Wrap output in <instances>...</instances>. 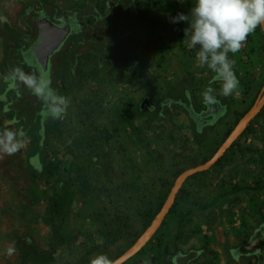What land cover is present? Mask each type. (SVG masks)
<instances>
[{
  "label": "rangeland",
  "instance_id": "obj_1",
  "mask_svg": "<svg viewBox=\"0 0 264 264\" xmlns=\"http://www.w3.org/2000/svg\"><path fill=\"white\" fill-rule=\"evenodd\" d=\"M195 3L0 0V96L16 44L2 21L26 32L30 9L86 24L55 55L54 87L70 98L63 119L44 121L41 104L22 121L0 100V128L15 120L27 136L15 155L0 153V264H22L21 245L43 250L34 264H89L99 253L115 264H165L184 253L194 259L187 264H258V252L242 249L264 226V29L230 54L240 95L223 97L212 83L218 103H205L213 73L187 48L188 24L170 22ZM95 40L105 59L86 51ZM77 46L86 52L69 58ZM253 107L247 131L223 146ZM231 144L220 163L195 171Z\"/></svg>",
  "mask_w": 264,
  "mask_h": 264
},
{
  "label": "clouds",
  "instance_id": "obj_2",
  "mask_svg": "<svg viewBox=\"0 0 264 264\" xmlns=\"http://www.w3.org/2000/svg\"><path fill=\"white\" fill-rule=\"evenodd\" d=\"M43 14V13H42ZM186 22L184 29L188 49H197L196 63L213 73L210 86L202 92L205 103L217 104L216 88L223 97L239 96L240 83L234 71L235 56L245 45L248 37L264 25V0H196L190 14L178 13L171 23ZM29 63L32 61L29 60ZM8 90L20 94L23 86L42 103L40 112L44 121L63 119L70 105V98L61 95L52 87V75L49 70L39 68L25 72L21 67H13L2 77ZM16 121H5L0 128V153L12 156L21 151L27 143L22 128H13ZM35 154L33 159H37ZM11 251V249L9 250ZM89 264H115L107 254L99 253L90 258Z\"/></svg>",
  "mask_w": 264,
  "mask_h": 264
},
{
  "label": "trees",
  "instance_id": "obj_3",
  "mask_svg": "<svg viewBox=\"0 0 264 264\" xmlns=\"http://www.w3.org/2000/svg\"><path fill=\"white\" fill-rule=\"evenodd\" d=\"M38 13L48 14L47 12H44V11L43 12L38 11L37 14ZM29 16H30V9H27L23 13V20L28 27V30L26 32L19 30L17 27L13 26L8 21H2V28H3V32L5 33L6 37L9 40H11L13 43H16L14 48H12L10 53H8L6 56L5 64L7 65L9 69L18 66V67H21L25 72H32L36 70L37 66L41 68V66L37 63V61L33 62V60H31L32 61L31 63L28 62L30 60L28 58V54L32 53V46L36 44L38 40V30H37L35 21L33 20L34 16H30V17ZM78 35H79V32L73 34L74 37H78ZM71 36L69 35L65 39V41L58 47V49L49 57L48 70L51 72V75H52V82H53L52 87L53 88H55L54 83H55V77H56V68H57L56 65L58 64V62L55 61V57H56L55 55L59 52V50H61L62 47L65 46L64 44L67 43V41L70 39ZM88 45L92 47V49H86V51L91 52L94 55L98 54V56L101 59L106 58V51H103L99 47L100 46L99 42L95 40L92 42H88ZM78 51H79V47L77 49H73L69 55V58H74V56L78 54L83 55L86 52V51H80V52ZM4 91L5 92L1 94L0 96V100L4 102L2 106L3 111L6 113H12L13 116H18L22 121H24L25 119L30 120L33 116L37 114L38 110L41 108L40 106L42 103L38 101L31 94V92L28 89L24 88L23 86H21L20 88L19 95H17L16 91L14 90H8L7 85L5 86ZM6 92H8V94H5ZM244 116L245 114H243L242 118ZM249 125H250V122L246 125V127L240 133V135L244 134L247 131ZM233 130L234 129L230 130L226 134L222 143H224L228 139V137L231 135ZM231 146L232 144L227 148L226 152L222 156L217 158L214 164H218L223 160L224 155H226L227 151H229ZM160 208L153 211V213L150 212L148 214L152 218H154L157 215ZM262 229L263 230L260 231L262 238L258 246V256H257L258 264H264V226ZM144 250H145V246H142L139 249V251L136 252V254L138 255ZM20 251L22 254V260H21L22 264H34L36 262L37 256L43 253L42 249H38L37 247L27 246V245H21ZM242 252H244L245 254L251 253V251H247L244 248L242 249ZM193 254L194 256L196 255V253H193ZM192 260L194 259L189 253H184V254L177 256L176 258L167 259L165 264H187L188 262ZM125 263L126 261L122 262V264H125ZM77 264H88V261L85 259H81L79 260ZM134 264H138V263H134ZM151 264H157V263H151Z\"/></svg>",
  "mask_w": 264,
  "mask_h": 264
},
{
  "label": "water",
  "instance_id": "obj_4",
  "mask_svg": "<svg viewBox=\"0 0 264 264\" xmlns=\"http://www.w3.org/2000/svg\"><path fill=\"white\" fill-rule=\"evenodd\" d=\"M33 20L38 30V40L36 44L32 46V56L36 59L41 68L48 70L50 55H52L65 41L71 29L53 23L46 16L33 17ZM223 151L224 148H221L209 164L196 168L195 171L206 169L219 158Z\"/></svg>",
  "mask_w": 264,
  "mask_h": 264
},
{
  "label": "flooded vegetation",
  "instance_id": "obj_5",
  "mask_svg": "<svg viewBox=\"0 0 264 264\" xmlns=\"http://www.w3.org/2000/svg\"><path fill=\"white\" fill-rule=\"evenodd\" d=\"M38 16H46L48 18H51L49 17L48 14L46 13H38L37 16L35 17H38ZM53 22V21H52ZM55 24H58V25H63V26H66L67 28L71 29L70 30V33L69 35L71 34H74V33H77V32H80L81 30H83L86 26V24L84 23H81V22H78L75 17L73 16H70L68 17L64 22H60V23H56V22H53ZM68 35V36H69ZM93 36L94 38L97 40V41H100L101 40V37H98L95 35V33H93ZM32 54V53H31ZM33 55V54H32ZM35 59V58H34ZM35 62H36V59H35ZM38 63V62H37ZM39 64V63H38ZM261 238H262V235L261 233H257L254 237V239L250 240L249 244L248 245H245L244 246V249H246L247 251H251V252H255L257 253L258 252V246L260 244V241H261Z\"/></svg>",
  "mask_w": 264,
  "mask_h": 264
},
{
  "label": "bare ground",
  "instance_id": "obj_6",
  "mask_svg": "<svg viewBox=\"0 0 264 264\" xmlns=\"http://www.w3.org/2000/svg\"><path fill=\"white\" fill-rule=\"evenodd\" d=\"M262 28L264 29V25H262ZM257 108L253 107L241 120L240 122L237 124V126L235 127V129L233 130V132L231 133V135L228 137V139L225 141V143L223 144V146H225L228 141L233 140L238 134L241 133V131L244 129L247 121L255 114ZM182 178H180L181 180ZM153 226V225H152ZM152 226H150L146 232H144V234L142 235L141 239H140V243H142L151 233L152 231Z\"/></svg>",
  "mask_w": 264,
  "mask_h": 264
}]
</instances>
